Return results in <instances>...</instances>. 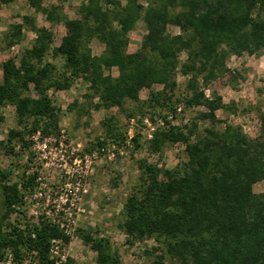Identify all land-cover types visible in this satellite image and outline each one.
Wrapping results in <instances>:
<instances>
[{"label": "trees", "instance_id": "obj_1", "mask_svg": "<svg viewBox=\"0 0 264 264\" xmlns=\"http://www.w3.org/2000/svg\"><path fill=\"white\" fill-rule=\"evenodd\" d=\"M15 1L0 0V10ZM144 1L83 0L78 16L69 18L62 5L27 0L50 26L26 14L4 34L3 49L20 44L26 30L35 38L19 58L2 61L0 120L12 105L17 126L0 141V156L14 157L0 166V264L9 257L11 264H58L53 240L65 246L73 234L96 252L99 264H122L111 238L95 228L69 233L45 213L28 216L39 176L29 165L33 136L61 137L62 109L50 91L69 90L78 79L88 85L87 112L123 109L131 100L142 103L143 116L160 117L145 143L140 133L131 139L146 155L136 159L139 180L121 211L119 227L127 243L153 240L144 251L150 264H264V192L254 190L264 180V112L260 133L252 137L218 115L237 112L235 102H225L215 90L210 96L206 92L213 81L232 74L231 56L263 54L264 0ZM139 20L147 31L140 50L130 52V32ZM60 23L67 31L56 44L52 26ZM94 39L103 45L101 54L93 52ZM179 74L187 78L183 98L177 96ZM144 89L150 95L141 100ZM186 108L199 110L190 121L176 123ZM102 124L105 137L87 146L86 154L106 148L109 140L127 147L128 133L113 116ZM175 144L184 146L185 158L174 167L150 160ZM63 264L76 263L67 257Z\"/></svg>", "mask_w": 264, "mask_h": 264}, {"label": "rangeland", "instance_id": "obj_2", "mask_svg": "<svg viewBox=\"0 0 264 264\" xmlns=\"http://www.w3.org/2000/svg\"><path fill=\"white\" fill-rule=\"evenodd\" d=\"M47 4H59L64 8L69 18L78 16L77 9L83 0H44ZM126 3V0H120ZM141 2L145 3L144 0ZM37 16V22L40 25L50 26L42 13L37 14L28 4L27 0H16L10 5L3 6L0 10V44L4 45V34L9 30L13 22L20 21L23 15ZM56 44L61 42L67 29L64 23L52 26ZM169 31L178 33L179 28L169 26ZM147 29L142 20L137 22L133 31L130 32V44L128 51L135 52L140 50V45ZM35 38V33L29 30L25 31V37L20 44L8 49L0 48V81H2V61L8 57L19 58L21 53L29 48ZM0 45V46H1ZM91 47L95 54H101L103 45L97 40L91 42ZM186 54H182L184 60ZM228 67L232 74H228L213 81L207 94L210 96L212 90L217 91L223 100L227 103L235 102L237 112L218 111L222 120L238 124L243 130L252 137L260 133V112H264V51L260 56H231L228 60ZM116 74V70L114 71ZM178 88L177 96L183 98L186 94L187 78L179 74L177 77ZM159 89L160 86H155ZM88 91L87 83L82 80H76L75 84L69 90L55 91L50 94L56 104L61 107L62 115L60 128L63 130L68 146L74 148V155L66 157L67 160H60L61 153L48 154L44 160L38 159V162H45L44 174L48 185V193H55L52 200L59 194H69L76 206L73 208L75 224L82 228H95L99 232L111 238L112 244L118 250L122 264H150L151 260L144 251L155 244L153 240L145 243H136L130 245L126 241V236L119 227L122 220L121 211L123 204L129 195L133 185L139 180V170L136 159L146 155L144 150L136 151L133 142L128 139V145L120 146L119 142L108 141L106 148H96L87 156L85 148L98 138L105 137V127L102 124L106 118L113 116L116 124L127 131L129 120L135 118L136 124L134 133L142 134L141 141L148 139L144 134L152 127L156 126L158 113L154 114V121L150 120L153 114H142L144 106L141 102L127 100L123 109L104 108L94 109L87 112L85 104V94ZM150 95L149 89L141 92V100H146ZM183 106V105H182ZM199 108H186L178 115L176 123H186L194 118ZM4 119L0 120V141L6 140L8 131L17 126L15 109L8 105L3 109ZM144 117H148L151 125L144 122ZM206 126L201 123V128ZM221 124L220 127H223ZM142 132H145L144 134ZM182 144L169 145L163 154H156L150 157L151 161H156L166 167H174L185 157ZM85 156L84 158H82ZM72 157L77 159L72 160ZM14 157L2 154L0 156V166L10 164ZM27 160V154L23 155L22 163ZM76 160V161H75ZM14 161V160H13ZM72 161H74L72 163ZM23 168V167H22ZM19 173L16 172L15 175ZM73 173L72 177L71 174ZM16 179V178H15ZM79 181V189L75 188L74 182ZM117 180L116 182H114ZM71 182L72 185L65 186V183ZM58 186V188L56 187ZM59 189V190H58ZM58 190V191H57ZM256 192H264V180L255 184ZM52 195V194H51ZM53 204L58 202L53 201ZM67 257L72 258L76 264H99L97 255L83 240L76 234L72 235L70 242L63 246Z\"/></svg>", "mask_w": 264, "mask_h": 264}, {"label": "built area", "instance_id": "obj_3", "mask_svg": "<svg viewBox=\"0 0 264 264\" xmlns=\"http://www.w3.org/2000/svg\"><path fill=\"white\" fill-rule=\"evenodd\" d=\"M182 108H179L181 110ZM144 122L151 125L150 120L148 117H144ZM136 121L134 117H131L129 120L128 125V136L129 141L132 139V137L135 135L134 133V127H135ZM155 129V126H152L146 133L142 132L148 139L152 137L153 130ZM63 130L61 129V137L57 140L55 137H45L41 138L40 133H37L33 136V139L35 141L33 150H34V156L33 161L29 162V165L32 169L38 171L39 176L37 178L38 184L36 185L33 195L30 197L31 199V205L29 208V214L28 216H34L35 219L39 218V216L42 213H45L47 217H52L53 220H56L59 222L62 226H67L69 233L74 231V229L77 227L75 224V217H74V211L73 208L76 206V202L73 201V198L69 196V194H59L55 199L52 200V197H54L55 193H48V185L46 181V177L43 176L44 174V167L45 162H38V159L44 160V158H48V154H52L53 151L56 153H61L59 158L60 160H67L66 157H69L70 155H74V148H71L68 146L67 140H62L63 137H65L63 134ZM86 154L85 156H87ZM83 156L82 158H84ZM77 159L76 157H72V160ZM76 161V160H75ZM74 161H72L73 163ZM73 173L70 177H72ZM72 185L71 182L65 183V186ZM75 188L79 189V181L74 182ZM58 188V186L56 185ZM59 190V189H58ZM57 190V191H58ZM56 201L57 204H53L52 202ZM52 253L57 256L58 264H63L67 260V255L64 253L63 244L61 240H53V246L51 249ZM11 257H9V260L6 262V264H11Z\"/></svg>", "mask_w": 264, "mask_h": 264}]
</instances>
